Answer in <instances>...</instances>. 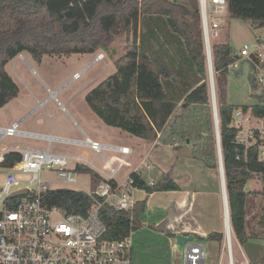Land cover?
Segmentation results:
<instances>
[{
    "label": "trees",
    "instance_id": "trees-1",
    "mask_svg": "<svg viewBox=\"0 0 264 264\" xmlns=\"http://www.w3.org/2000/svg\"><path fill=\"white\" fill-rule=\"evenodd\" d=\"M227 12L231 18L250 22L255 30L264 29V0H229ZM119 29L132 36V42L127 53L114 62L116 73L87 93V106L104 125L141 140L177 151L193 145L198 159L218 169V164L212 162L213 158L218 160V146L199 0H0V108L19 94L6 71L15 58L27 53L40 64L45 56L95 54L109 48ZM211 56L231 226L244 246L253 239L264 240V206L257 217L248 218L253 197L264 199V164L259 161L264 140L248 148L238 144L233 115L241 108L253 117L264 118V96L253 94L257 99L253 105L229 104L221 81L240 58L230 45L222 43L211 46ZM253 77L252 91L256 92ZM20 161V153L9 152L0 166L9 168ZM79 171L90 174L95 185L101 182L92 170L79 167ZM255 177L260 179L261 190L246 192ZM130 178L135 189L148 195L180 191L170 173L141 171L133 172ZM43 200L67 214L83 216L92 204L87 194L73 190L50 191ZM100 218L106 240H123L143 219L154 222L164 216L147 211L144 200L132 212L105 206ZM140 230L142 244L152 245L142 249L134 262V241L133 263L171 264L170 243L164 230L158 227L151 230V235ZM217 237L223 239V234L208 236ZM258 264H264V255Z\"/></svg>",
    "mask_w": 264,
    "mask_h": 264
},
{
    "label": "built area",
    "instance_id": "built-area-1",
    "mask_svg": "<svg viewBox=\"0 0 264 264\" xmlns=\"http://www.w3.org/2000/svg\"><path fill=\"white\" fill-rule=\"evenodd\" d=\"M228 2L229 0H199L205 38H210V27H215L213 13L227 11ZM216 37L217 33H214L213 38ZM240 57L247 59L254 68V76L257 72L262 73L259 78H255V83L257 88H263L264 93V41L258 39L251 46L245 45ZM104 59L103 54L97 55L90 65L73 76V80L80 79L91 66ZM49 94L39 106L44 107L55 99L63 112H66L67 109L55 97L56 93L49 91ZM253 119L257 122V127L251 126ZM233 126L238 129L236 139L240 145L248 148L264 140V118H256L250 112L237 109L233 115ZM82 136L73 139L57 137L51 133L28 132L21 129L20 122L0 127V140L20 137L32 143L44 144V147L39 148L0 151V165L5 162L7 153L21 154L19 163L4 168L8 173L0 189V264H133L134 233L123 240H106L100 211L105 206L118 212L135 210L137 189L133 180L129 177L123 184L116 182L123 168L129 164L134 150L127 145L104 144L85 134ZM85 149L100 158L101 167L65 153ZM259 161L264 164V145L260 147ZM82 162L86 163L87 168L91 167L101 179L92 191L83 192L92 200L88 214H67L58 207L49 206L43 200L44 194L66 189L52 188L48 181H40L39 176L47 171L56 174L59 183L77 185L79 164ZM155 169L153 163L144 159L135 172L152 173ZM21 177L30 179L27 181ZM254 182L261 183L257 177ZM149 185L153 186L154 182L150 181ZM23 191L25 195L14 197ZM232 244L231 226V231L225 233L219 264H224L225 257L228 264H234ZM224 252L227 256H224ZM209 258V245L205 240L194 239L183 245L182 264H210Z\"/></svg>",
    "mask_w": 264,
    "mask_h": 264
},
{
    "label": "rangeland",
    "instance_id": "rangeland-1",
    "mask_svg": "<svg viewBox=\"0 0 264 264\" xmlns=\"http://www.w3.org/2000/svg\"><path fill=\"white\" fill-rule=\"evenodd\" d=\"M171 1L184 3L185 0ZM212 16L214 17L215 27H210L211 46L215 43L228 44L232 48L235 55L240 57L241 50L245 45L251 46L252 44L256 43L258 39L264 41V29L255 30L250 22L231 18L226 10L213 13ZM140 31H142V27L139 28V37L141 33ZM214 33H217L216 38H213ZM131 42L132 36H128L126 32H123L120 29L117 30L114 34V42L109 46V48L99 50L103 52L105 59L91 66L86 71V73L81 75L80 79L71 83L64 93L59 96V98L78 97L80 103L76 107L67 105L68 111L78 121L81 120L84 122L82 126L88 130V134L94 140L110 143L112 139H117V141H115L116 144H128L135 148V156H131L129 158V164L123 168L119 178L123 177L127 179L131 172L135 171L141 166L142 159L147 157L151 160V162L157 163L161 168L164 167V164L166 168L165 172L172 170V176L173 174L179 176L181 186L184 189H190L195 192H198L203 188L213 189L215 185L209 178H207V175L209 174L208 168L210 167H208L203 160L198 159L197 155H195L193 152L195 150L193 145H191L190 148L195 157L190 159L182 158L178 152H174L169 148L164 147V145L155 146L151 142L129 136L127 133L117 128L108 127L104 124L97 125L96 119L99 120L97 116L88 108V106H83L86 105L84 98L87 92L99 85L110 75L116 73L114 62L127 53V46L131 44ZM97 54H73L71 56L62 57L45 56L42 62L39 64L38 62L34 61L29 54L24 53L22 56L20 55V57H17L9 62L6 66V71L17 84L19 88V94L17 98L12 100L5 107L0 108V127L8 126L15 121L17 122V120L30 112L36 106L34 96L40 97L43 100L46 99L48 96L47 87L51 91L55 92L60 86L70 80L74 73L78 71L80 72L90 65L96 58ZM246 60L247 59L245 58H241L238 63ZM261 75L262 73L257 72L253 78H259ZM88 78H90V80L85 82ZM44 83L47 85V87ZM221 84L224 86L223 89L225 91L226 101L229 104L235 107H241L257 103V99L253 96L252 80L251 77H249V68L247 66L244 68V74L242 77H238L234 73L229 72L227 78L223 79ZM81 85H84L83 88L78 90V87ZM89 86H91V88H89ZM216 104L218 107L217 89ZM56 109V103L52 101L47 103L45 111L55 112ZM45 111H41L39 114L33 115L31 119H33L35 123L41 122L42 120L46 121L47 119L45 123L48 124L49 119L46 117ZM65 119L66 118L63 113H56L52 120L53 126L55 125L56 121H62ZM251 126L257 127V122L254 119L251 122ZM21 129L23 130V127H21ZM27 147L30 146L27 145L26 140L20 137H8L4 140H0V151L2 149L9 151L13 149H24ZM74 153L72 152L73 155ZM84 158H87V161L93 165H99L100 161L93 153H90L89 156ZM212 162L218 164L217 158L216 160L213 158ZM70 166H72V164ZM214 170L218 171L219 166L218 169ZM155 171L158 170L155 169ZM7 173L8 172L2 166H0V189L5 182ZM21 178L27 179V181L30 179L29 177ZM39 180L48 181V184L52 188L61 187L66 190L80 192H89L95 187V183L91 175L82 172L79 174V181L77 185L70 186L59 183L57 180V175L47 171L42 172V174L39 176ZM247 189L250 191H260L261 185L256 184L254 181H250L247 185ZM144 196L145 194L143 191L138 190V192H135L136 200L140 201ZM163 198H169V196L163 197L162 194H158L149 200L148 208L150 211H152L150 212L151 214H160L161 212L156 209L168 205L170 202L169 199L162 200ZM253 199V203L249 206V220L257 217L261 208L264 206V199H262V197H253ZM210 202L211 205L209 204L207 206H202V204L198 202L195 204L193 209L197 220H199L200 224L204 226L205 229L218 228L219 225V221L217 219L218 217L216 215V208L212 203V198H210ZM201 209L203 213L200 212ZM148 218L145 220L143 219V221L139 224V227L133 230L134 241L136 243L134 262L136 255L141 252L142 249L146 250L148 245H152L151 242L142 244V234L140 233V229H144V231L146 230L145 232L148 234L150 232L153 233L151 230L161 227L164 230L163 232L166 236V238H164L168 239L170 243V252L172 257L171 264H182L183 247L178 245L177 238L175 237L178 232L182 234V230H184L183 227H187L185 226L184 221L180 220V223L182 224H179L180 226L171 228L170 231L168 230L169 223L167 220H164V218L154 222L149 221ZM258 219L259 218H256L255 221H258ZM255 221L252 222V225L254 226L256 224ZM188 229H190L189 226ZM151 233L149 235H151ZM232 253L234 264L246 263L245 260L247 256L245 255L246 257H244L242 254L235 236H233ZM224 256H227L225 252Z\"/></svg>",
    "mask_w": 264,
    "mask_h": 264
},
{
    "label": "crops",
    "instance_id": "crops-1",
    "mask_svg": "<svg viewBox=\"0 0 264 264\" xmlns=\"http://www.w3.org/2000/svg\"><path fill=\"white\" fill-rule=\"evenodd\" d=\"M95 54L99 55V54H103V52L99 51V52H96ZM238 64L239 63H237V65ZM78 72H76V73H78ZM76 73H74V75ZM89 80H90V78H88L85 82H88ZM74 81L75 80H73V77H72L70 80H68L65 84L60 86L54 92V94L56 93L55 97L58 98V100L67 109L66 112H63V110L60 108V106L56 103L55 99H52L49 101V102L54 101L56 103L57 109L55 110V112L45 111L47 104L44 107L39 106V103L45 101L49 97V95H50L49 91H51L47 87V85L44 83L47 87V92H48L47 98L43 100L40 97L34 96V99L36 101V106L30 112H28L23 117H21L19 120H17V122L21 123V127H23V130L28 131V132H33V133H39V134L51 133L57 137L73 138V139L82 138L83 137L82 134H85L91 138V136L88 134V130L82 126L84 122L81 120H80L81 121L80 122L75 117H73L67 108V105L76 107L80 103V100L78 99V97H74V98L66 97V98H62V99L59 98V96L61 94H63L64 91L67 89V87L71 83H73ZM81 86L78 87V90H81V88H83L84 85L82 87ZM89 88H91V86H89ZM258 89H260V88H257L256 92L252 91L254 95H257ZM51 92H53V91H51ZM86 95H85V97H86ZM262 95L264 96L263 92H262ZM84 100H85V98H84ZM83 106H87V104L83 105ZM239 109H241V108H239ZM41 111H45L46 117L49 119L48 124L45 123L47 121V119H46V121L42 120L41 122H37V123H35L33 121V119H31L33 117V115L39 114V112H41ZM59 112L63 113L66 119L62 120V121L61 120L56 121L55 125L53 126L52 120L55 117V114L59 113ZM15 122H13V123H15ZM96 122H97L96 123L97 125L103 124V123H101V121H99L97 119H96ZM127 135H129V134H127ZM129 136H131V135H129ZM96 141H98V140H96ZM115 141H117V139H115V140L112 139L110 143L101 142V141H99V142L104 143V144L118 145L115 143ZM26 143L28 146H30L27 148L44 147L43 143L38 144V143H32L31 141H26ZM151 143H153L155 146H158L156 142H151ZM119 145L130 146L128 144H119ZM31 146H33V147H31ZM130 147H132V146H130ZM164 147H167V146H164ZM132 148L134 150L133 156H135L136 150L134 147H132ZM167 148H169L170 150H172L174 152H178L179 154L181 152V150L177 151L171 147H167ZM65 153H71L72 154V152H65ZM90 153H93L96 157H98L94 152L86 150V149L81 151V152L74 153L73 156L77 157L78 159H81L83 161H87V158H84V157L89 156ZM180 157H182V156L180 155ZM182 158H186V157H182ZM98 159L100 161L99 165L95 164V166L101 167L102 162H101L99 157H98ZM144 159H147L148 161L151 162V160L147 157L143 158L142 161ZM151 163L154 164L155 168L160 173H170L173 180L179 186L180 191H177V192H159V193H154V194L148 195L145 191L139 190V191H143L145 196L140 201L136 200L137 203L142 202L144 200H147V211L152 212L148 208L150 199H152L154 196H156L158 194H162L163 197L169 196V198H163L162 199V200L169 199L170 202L168 203V205L161 207V208H157L156 210H159L162 213V215L164 216V220L168 221V223H169V229L168 230H170V231H171V228H173L175 226H180L179 224H182V223H180V220L184 221L185 226H187V227L186 228L183 227L184 230H182V234H180L179 232H178L179 234L178 233L176 234L175 238H177V243H178V237L179 236H183V237L194 236V239L205 240L209 245V251H210L209 262H210V264H219V260H220V257L222 255L223 248H224V239H225V231H226V218H225L226 202H225L224 192H222V190H223L222 189V177H221L220 171L208 168L205 165L209 169V174L207 175V178H209L213 182L215 187L213 189L203 188V189H200L198 192H195V191L190 190V189L182 188L181 183H180V177L176 176V174H173V176H172V170L169 172H165L166 168H165L164 164H163L164 167L162 166L163 168H161L157 163H154V162H151ZM79 166L80 167L84 166V167H82L83 169L85 168L84 170L88 169L86 167V163H84V162L80 163ZM90 170H93V169L90 167ZM135 171H133V172H135ZM133 172H131L128 176L130 177ZM119 177L116 178V182L118 184H123L126 179L123 177L122 178H119ZM186 178H187V176H186ZM247 191H250V190H248L246 188V192ZM135 192H138V189ZM210 198H212V203H213L214 207L216 208V215L218 217L217 219L219 221V223H218L219 225H218V228L205 229L204 226H202L200 224L199 220H197L196 214H195L193 209H194L195 204H197L198 202L201 203L202 206H207L209 204L211 205ZM200 212L203 213L202 209L200 210ZM229 221H230V217H229ZM188 226L190 229H188ZM211 233L223 234V239H220L218 237L213 238V239H209L208 236ZM233 236H235L234 233H233ZM236 241H237L238 246L240 247L241 252L244 255V257L247 256V258L245 260L246 261L245 264H258L260 262L261 258L264 255V240L263 239L250 240L244 246L240 245L237 238H236ZM178 245L183 247V245H181L179 243H178ZM133 257H134V251H133ZM224 264H228L227 263V257H225Z\"/></svg>",
    "mask_w": 264,
    "mask_h": 264
},
{
    "label": "water",
    "instance_id": "water-1",
    "mask_svg": "<svg viewBox=\"0 0 264 264\" xmlns=\"http://www.w3.org/2000/svg\"><path fill=\"white\" fill-rule=\"evenodd\" d=\"M205 44H206V50H207V59H208V71H209V86L211 90V99H212V106H213V114H214V121H215V128H216V137H217V146H218V166L219 171L221 174V177L224 182V189L226 193V201L228 204V214L230 216L229 211V203H228V196H227V190H226V181H225V172H224V164H223V157H222V148L220 143V129H219V119H218V108L216 104V89H215V82H214V72H213V65H212V56H211V50L208 49V39L205 38ZM249 68V77L254 76V68L251 66V64L248 61H241L238 65L233 66L230 68V72L234 73L238 77H242L244 74V68ZM263 88L258 89L257 95H262ZM180 155L182 157L186 158H193L194 154L192 153V150L189 145H186L181 149ZM19 195H25V192H20L14 195V197ZM231 224V220H230ZM194 236L190 237H178V243L181 245H184L186 242L193 241Z\"/></svg>",
    "mask_w": 264,
    "mask_h": 264
},
{
    "label": "bare ground",
    "instance_id": "bare-ground-1",
    "mask_svg": "<svg viewBox=\"0 0 264 264\" xmlns=\"http://www.w3.org/2000/svg\"><path fill=\"white\" fill-rule=\"evenodd\" d=\"M208 49L211 50V45H210V38L208 39ZM222 192H224V195H225V202H226V213H225V218H226V231L225 233H229L231 231V225H230V221H229V214H228V204H227V201H226V193H225V189H224V182H223V179H222Z\"/></svg>",
    "mask_w": 264,
    "mask_h": 264
}]
</instances>
